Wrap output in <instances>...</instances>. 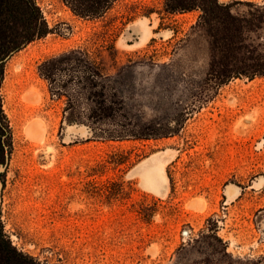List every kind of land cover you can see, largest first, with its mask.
Segmentation results:
<instances>
[{
	"label": "rangeland",
	"instance_id": "374dc122",
	"mask_svg": "<svg viewBox=\"0 0 264 264\" xmlns=\"http://www.w3.org/2000/svg\"><path fill=\"white\" fill-rule=\"evenodd\" d=\"M164 1L84 20L36 0L50 32L0 87V229L35 263L264 264V0H218L226 30ZM54 60L49 84L38 67ZM210 65L241 75L216 87Z\"/></svg>",
	"mask_w": 264,
	"mask_h": 264
},
{
	"label": "trees",
	"instance_id": "16d2710c",
	"mask_svg": "<svg viewBox=\"0 0 264 264\" xmlns=\"http://www.w3.org/2000/svg\"><path fill=\"white\" fill-rule=\"evenodd\" d=\"M74 16L84 20L102 18L117 0H61ZM164 12L168 14L185 13L193 10L202 12L200 24L208 26L216 22L223 26L231 18L228 5H221L218 0H165ZM50 30L42 16L36 0H0V87L4 78L5 65L16 53L34 41L44 38ZM63 60V58L61 59ZM57 60L47 61L38 67V72L49 84L54 80V68ZM210 65L208 76L214 80V85L220 86L232 77L241 75L229 70L221 74H211ZM261 75L260 72H258ZM59 92V91H58ZM10 147V131L2 111L0 95V164L3 155ZM0 264H38L13 248L0 229Z\"/></svg>",
	"mask_w": 264,
	"mask_h": 264
},
{
	"label": "bare ground",
	"instance_id": "6f19581e",
	"mask_svg": "<svg viewBox=\"0 0 264 264\" xmlns=\"http://www.w3.org/2000/svg\"><path fill=\"white\" fill-rule=\"evenodd\" d=\"M22 100L27 108L31 109L35 105L34 99L32 98V95L30 94L24 95L22 97ZM24 129H25L24 134L27 139H29L30 141H34V142L41 141L42 135H43L42 128L38 126L36 123L33 122L31 124H28ZM159 169H160V165L157 164L156 166H154L152 169H150L147 172V175L148 176L158 175ZM237 190L238 189L234 188L233 186H228L226 188L225 194H226L227 202H230L231 200H233V198L236 195H238Z\"/></svg>",
	"mask_w": 264,
	"mask_h": 264
},
{
	"label": "water",
	"instance_id": "95a60500",
	"mask_svg": "<svg viewBox=\"0 0 264 264\" xmlns=\"http://www.w3.org/2000/svg\"><path fill=\"white\" fill-rule=\"evenodd\" d=\"M7 162H8V154H7V151L4 152V155H3V162L2 164H0V174L4 171V169L6 168L7 166Z\"/></svg>",
	"mask_w": 264,
	"mask_h": 264
}]
</instances>
